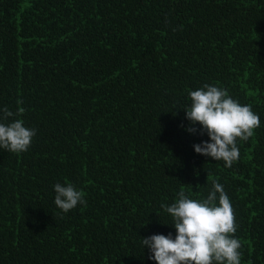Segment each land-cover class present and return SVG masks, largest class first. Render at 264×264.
Instances as JSON below:
<instances>
[{
    "label": "trees",
    "instance_id": "obj_1",
    "mask_svg": "<svg viewBox=\"0 0 264 264\" xmlns=\"http://www.w3.org/2000/svg\"><path fill=\"white\" fill-rule=\"evenodd\" d=\"M205 84L260 118L231 167L187 131ZM4 107L36 135L0 148V264H157L142 238L176 236L161 204L206 199L213 180L241 264H264V0H0ZM69 182L87 204L64 213L54 185Z\"/></svg>",
    "mask_w": 264,
    "mask_h": 264
},
{
    "label": "clouds",
    "instance_id": "obj_2",
    "mask_svg": "<svg viewBox=\"0 0 264 264\" xmlns=\"http://www.w3.org/2000/svg\"><path fill=\"white\" fill-rule=\"evenodd\" d=\"M191 106L184 109L190 122L189 133H196L192 125L202 126L201 134L207 133L210 142L193 145L196 153L223 160L231 167L239 159L237 138L247 141L260 127V118L250 105H241L228 92L217 86L205 84L202 88L189 92ZM18 105L22 101L17 102ZM23 109L12 112L7 107L0 109V148L12 153L26 152L36 135L34 128L24 125L18 118ZM206 199L189 198L182 190L171 205L161 204L172 217L176 236L156 234L142 238V245L152 255L149 259L157 264H241L240 241L233 235L237 230L230 199L224 187L216 180ZM54 203L64 213L78 204L86 206L83 191L72 183L54 185Z\"/></svg>",
    "mask_w": 264,
    "mask_h": 264
}]
</instances>
